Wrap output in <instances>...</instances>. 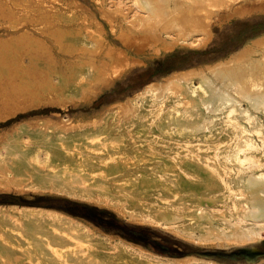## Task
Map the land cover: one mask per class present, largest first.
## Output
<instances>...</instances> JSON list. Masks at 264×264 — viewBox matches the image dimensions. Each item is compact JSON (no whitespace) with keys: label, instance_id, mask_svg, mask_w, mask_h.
I'll list each match as a JSON object with an SVG mask.
<instances>
[{"label":"bare ground","instance_id":"6f19581e","mask_svg":"<svg viewBox=\"0 0 264 264\" xmlns=\"http://www.w3.org/2000/svg\"><path fill=\"white\" fill-rule=\"evenodd\" d=\"M241 1L243 3H240ZM167 2H172V7L168 6L171 4L164 5L163 0H132L135 10L139 11L137 13L141 16H133L125 24L112 21L120 14L104 11L103 8L101 11L112 19L107 20L110 29L117 27L120 30L119 39L126 50L135 48L136 52H141L153 49L154 56L160 51L170 52L177 47L203 48L212 38V27L215 23L234 17L250 16L249 14L254 11L264 12V0H167ZM26 3L27 0L22 3V15H17L14 10L8 8L6 11H0L2 15L10 17L6 22L7 26L3 27L4 31L12 33L17 26H21L22 29L29 28V32L25 34L20 32L23 36L19 42H7L9 44L7 50L3 51L1 48H5V45H1V89L16 93L20 87L29 86L31 83L28 80L34 75H39L43 68L56 71L60 67H57V61L47 46L49 37L53 35L51 33L62 35L70 45L71 53L68 57L70 63L64 68L65 74L58 76V85L65 99H68V95L75 98L81 92L95 91V95L98 94L111 86L120 72L129 66L130 60L126 53L106 44V41L102 43L101 37H94L91 43H88L87 35H83L82 38L79 34H73L83 26L66 27L68 32L63 33L65 29H58L54 25L52 13L42 9L28 10ZM71 9L84 8L72 3ZM176 9L178 15L169 18ZM60 18L66 22L72 19L64 17L63 14H59V21L62 22ZM91 20L94 21V18ZM83 28L88 30L86 27ZM254 46L256 51L251 49L250 53H258L256 59L244 57L243 61L234 58L230 61H220L212 66L205 65L175 72L164 77L162 82L148 84L134 98L122 102L121 111L124 118L115 117L113 121L116 131L137 134L146 141L163 147L170 143L176 150L178 145L195 146L216 140L222 137L224 129L229 131L233 136L230 142L236 145V149L229 151L228 159L231 164L238 165H236L238 171L226 190L235 199L231 204L227 201L222 202V208L218 211L204 207L199 200L192 203L189 195L181 197L175 194L172 188L179 181L175 176L162 179L155 172L139 168H136L135 176L139 178L138 181L147 183V187L141 189L160 186L167 197L172 198L178 212L158 210L150 212L148 204L125 194L127 190H138L139 186L135 179L127 183H118L120 171L114 166L118 159L125 157L123 156L125 141L122 137L110 135L106 126L98 132V137H93L88 132H66L56 137L33 139L30 143L8 142L5 145L7 156L4 161L10 160L9 166L15 176L24 174L21 168L26 169L29 175H34L30 149L31 144H40L48 150L47 158L50 162L61 164V161L77 159V164L81 167L79 175L83 180L78 188L82 193L91 194L92 188L99 182L98 178L105 182L112 180L115 182L116 196L120 201L127 203V210L133 211L138 205L144 213L150 212L155 221L173 226L178 235L189 239L196 238V244L227 248L231 245L253 243L264 233V169L257 171V168L252 167L256 163L264 166V151L260 158L255 155L243 156L241 148L259 144L264 150V38L255 42ZM20 72L23 74H18ZM14 114L13 111L0 114V121ZM140 151L141 148H135L133 151L135 162L158 159L152 153L144 157ZM163 159L167 157L159 158ZM98 161L103 162L98 165ZM247 163L250 168L245 166ZM245 168L248 171H245ZM86 170L91 172L89 176H86ZM57 175V179L66 187H74V184L65 178L66 174ZM204 181L210 182L209 179ZM203 187L217 189L221 185L215 182L214 185L209 183ZM99 190L110 192L107 185H101ZM209 203L215 201L210 199ZM3 208L0 206V210ZM19 210L23 219L22 226L7 225L1 212L0 224L9 229L11 236L15 238L21 236L30 241L28 253H38L48 264H109L98 256L97 249H89V240L82 228L67 223L57 213L46 209ZM129 217L131 219V216ZM180 222L186 224L178 225ZM195 229L198 234L194 233ZM40 239L43 240L42 244L37 242ZM51 248L60 252L59 259L50 252ZM116 254L120 260L115 264H128L124 258L126 256L124 249L120 248ZM169 262L218 264L189 256L169 258Z\"/></svg>","mask_w":264,"mask_h":264},{"label":"rangeland","instance_id":"374dc122","mask_svg":"<svg viewBox=\"0 0 264 264\" xmlns=\"http://www.w3.org/2000/svg\"><path fill=\"white\" fill-rule=\"evenodd\" d=\"M163 1L164 5L171 4L168 6L172 7V2ZM23 2L24 0H0V11L8 8L17 15H22ZM72 3L82 6L84 11L71 9ZM26 5L28 10L42 9L52 13L54 25L58 29H65L63 33L68 32L66 27H86L88 30L82 27L73 34H79L82 38L87 35L88 43L94 37H101L102 43L107 42L106 44L126 53L130 64L125 71H121L122 74L120 72L111 86L98 94L95 95V91L81 92L75 98L68 95V99H65L58 85V76L65 74L64 68L70 63V45L62 35L51 33L53 35L49 37L50 44L47 42V46L57 61V67L61 68L58 67L56 71L43 68L39 75L28 80L31 83L29 86L20 87L16 93L0 87V114L15 112L14 116L0 121V206L4 207L0 212L7 225L22 226L23 219L19 214L21 208L50 210L67 223L82 228L89 240V249H97L98 256L109 264L120 260L116 254L120 248L125 250L124 258L128 264H170L169 258L187 256L218 264H264V233L253 243L231 245L227 248L202 246L196 244V238L182 237L173 226H166L152 219L154 217L150 212L153 210L178 211L172 198L167 197L160 186L142 190L141 187L146 188L147 183L138 181L139 178L135 176L136 168L155 172L162 179L175 176L179 180L172 188L175 194L181 197L189 195L192 203L199 200L204 207L218 211L222 208V202L231 204L235 199L226 190L238 171V165L231 164L228 159L229 151L236 149V145L230 142L233 136L229 131L224 129L222 137L216 140L195 146L178 145L176 150L170 143L164 147L159 146L137 134L116 131L113 127L115 117L124 118L122 102L134 98L152 82H162L164 77L175 72L212 66L233 58L237 61L245 60L244 57L256 59L258 53L251 54L250 51H256L255 42L264 38V12L254 11L250 16L246 15L247 17H234L215 23L212 27V38L205 48L177 47L170 52L160 51L154 56L153 49L141 52H136L135 48L126 50L119 39L120 30L117 27L110 29L107 21L109 16L101 11L103 8L104 11L120 14L114 20L109 19L114 23L125 24L133 16H141L135 10L132 0H27ZM176 12L178 9L169 18L178 15ZM59 14L72 19L66 22L60 18L61 22ZM92 17L94 21L91 20ZM9 19L6 14L0 13V48L5 45V48H1L3 51L9 47L7 42H19L23 34L29 32V28H23V31L21 26H17L12 33L4 31L3 27L7 26ZM103 126H106L110 135L122 137L125 141V157L118 159L114 166L120 171L118 183L135 179L139 189L127 190L125 194L148 204L150 212L144 213L138 205L133 211L127 210V203L117 198L115 182L112 180L105 182L98 178L99 182L92 188L91 194L82 193L78 188L83 180L79 175L81 167L77 164V159L61 161V164L50 162L47 158L48 150L40 144H31L30 149L34 175H29L26 169L21 168L24 174L15 176L9 166L10 160L4 161L7 156L5 145L8 142L30 143L33 139L56 137L66 132H88L93 137H98ZM135 148H141L140 154L144 157L152 153L158 159L135 162ZM241 151L243 156L255 155L260 158L264 150L261 145L254 144L241 148ZM160 157L167 159L159 160ZM102 162L98 161L97 164ZM252 162L256 163L255 160ZM245 166L251 167L248 163ZM247 168L245 171H248ZM252 168L262 171L264 166L256 163ZM86 172V176L91 173L88 170ZM58 173L66 174L65 178L74 187L68 188L59 181ZM206 179L210 182L204 181ZM215 182L221 187L204 189L203 186L209 183L214 185ZM101 185H107L110 192L100 191ZM210 199L215 203L210 204ZM182 223L186 224L180 222L178 225ZM194 233L198 234V231L195 229ZM29 242L21 236H11L9 229L0 224V264H48L38 253H28ZM37 242L42 244L43 240ZM50 252L58 259L61 257L60 252L52 248Z\"/></svg>","mask_w":264,"mask_h":264}]
</instances>
